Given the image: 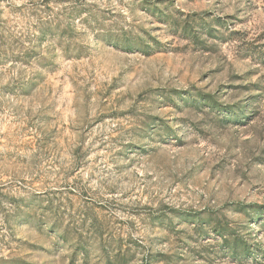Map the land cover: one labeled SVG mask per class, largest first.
<instances>
[{
	"label": "rangeland",
	"instance_id": "obj_1",
	"mask_svg": "<svg viewBox=\"0 0 264 264\" xmlns=\"http://www.w3.org/2000/svg\"><path fill=\"white\" fill-rule=\"evenodd\" d=\"M0 264H264V0H0Z\"/></svg>",
	"mask_w": 264,
	"mask_h": 264
},
{
	"label": "trees",
	"instance_id": "obj_2",
	"mask_svg": "<svg viewBox=\"0 0 264 264\" xmlns=\"http://www.w3.org/2000/svg\"><path fill=\"white\" fill-rule=\"evenodd\" d=\"M225 235H228V234H225ZM237 247H238V240L235 239L233 249H236Z\"/></svg>",
	"mask_w": 264,
	"mask_h": 264
}]
</instances>
